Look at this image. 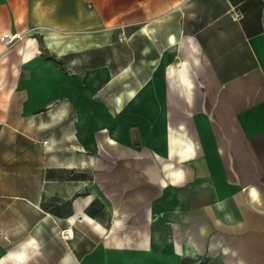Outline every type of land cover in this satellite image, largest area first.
Returning <instances> with one entry per match:
<instances>
[{"label":"crops","instance_id":"obj_1","mask_svg":"<svg viewBox=\"0 0 264 264\" xmlns=\"http://www.w3.org/2000/svg\"><path fill=\"white\" fill-rule=\"evenodd\" d=\"M42 9L66 31L42 27ZM24 25L56 57L104 58L65 80ZM0 31L16 76L3 124L18 111L52 158L0 161V264H43L45 218L75 236L68 264H264V0H0ZM47 32L76 49L58 56ZM5 35L18 41L8 52ZM44 170L85 190L64 217L42 209L57 182ZM12 203L34 208L32 223L20 211L11 223ZM77 221L99 240L78 245Z\"/></svg>","mask_w":264,"mask_h":264},{"label":"rangeland","instance_id":"obj_2","mask_svg":"<svg viewBox=\"0 0 264 264\" xmlns=\"http://www.w3.org/2000/svg\"><path fill=\"white\" fill-rule=\"evenodd\" d=\"M50 13L51 10L49 9H42L37 11V18L42 19V27L44 28H53L57 29L60 32H65L66 27H61L58 25H53L50 23ZM15 28V27H11ZM20 29H22L25 33L24 34H31L35 40L37 48L39 49L40 53L37 54L40 59L42 60H52L57 64V67L60 71L64 72V78L66 80V77L69 76L70 73H72V67L75 65L82 66L83 60L87 62V64H94L97 63L101 57L104 58V54H99L98 52H91L87 54L85 57L82 55H77L75 57L70 56H64V57H56L53 53L48 52L42 42V37L37 33V27L35 26H29L24 25L21 26ZM78 33L80 35H83V27L78 28ZM0 37H1V31H0ZM0 40V45H1ZM16 44H18V41H12L10 44H7V50L5 52L10 51ZM37 73H34V77L36 78ZM15 73H14V65L9 64L8 62H3V60L0 57V146L1 147H7L11 148V154L3 153L0 154V161L4 160L8 157H11L12 162H34L38 161L42 158L44 162H51L52 158L49 153L46 152L45 148L43 150V153H40L38 151H35L34 147H38L40 144L35 142L34 137V129L32 128V123L29 121H24V119L19 117L18 111L13 112L12 117H10L9 122L7 125L3 124V116L6 109V104L8 103L7 94H12L11 87L15 84ZM124 92V91H123ZM25 94H21V100L25 98ZM96 98H102L100 94L96 93ZM104 100V99H103ZM61 104L60 102L51 103L50 107L47 111L50 109H55ZM57 106V107H56ZM44 142H42L41 145H43ZM30 146L31 149H27L21 154L14 153L16 149L19 147H25ZM13 147L15 149H13ZM65 156V155H61ZM12 173H23V171H19L18 167H13L12 165ZM75 176L74 172H66V171H58L54 172L52 175L50 171L44 170V179L45 178H54L57 180V182H44V192H43V198L41 202L42 209L44 211L53 212L54 214H57L61 217H64L68 212L72 210V200L77 197H83L85 196V190H77L76 187L74 188L72 184H66L67 180L73 179ZM87 189V187L85 188ZM2 208V203L0 202V209ZM18 211L21 212L22 216L24 217V220H26L27 223H32L34 220V208H31L29 204H19V203H12L11 204V223L14 221L18 222ZM2 216L0 214V225L2 223ZM52 224L51 220L49 218H45L44 222L42 224V234H41V240L43 247L40 250L38 257L42 259L43 264H68V260H66L67 252V246H66V240L72 239L73 237H70L71 235H68L67 233L59 232L55 228L49 227ZM74 226L76 227V231L79 233L78 238H76V243L78 241V245H82L84 240L82 239L83 235L82 233L84 231L83 224L79 223L78 221L75 222ZM86 233V232H85ZM89 237H91L94 240H99L96 236H94L92 233L88 234ZM28 233L23 234H11V237L13 240H20L24 237L28 236ZM34 235V234H33ZM2 235H0L1 240ZM13 242V241H12ZM64 253V255H62ZM57 255L58 258H57ZM62 255V256H61ZM72 255H69L70 259ZM71 264H80L79 261L71 260Z\"/></svg>","mask_w":264,"mask_h":264},{"label":"bare ground","instance_id":"obj_3","mask_svg":"<svg viewBox=\"0 0 264 264\" xmlns=\"http://www.w3.org/2000/svg\"><path fill=\"white\" fill-rule=\"evenodd\" d=\"M16 37L18 38L20 37V35H17ZM2 40L4 43L10 44L13 38L12 36L5 35L3 36ZM45 45L50 51L55 52L58 56L65 55L71 49H76L75 43H73L72 40L66 41L63 37H60L57 33H52V32H47L45 34ZM26 55H30V54H26ZM41 87H42V92L44 94L50 92V88L47 87V85L44 82L41 83ZM65 233L71 235V229H68V231H66Z\"/></svg>","mask_w":264,"mask_h":264},{"label":"built area","instance_id":"obj_4","mask_svg":"<svg viewBox=\"0 0 264 264\" xmlns=\"http://www.w3.org/2000/svg\"><path fill=\"white\" fill-rule=\"evenodd\" d=\"M231 17H232V19H234V20H238V19H240L241 14H240L239 11H237V10H233V11L231 12Z\"/></svg>","mask_w":264,"mask_h":264},{"label":"water","instance_id":"obj_5","mask_svg":"<svg viewBox=\"0 0 264 264\" xmlns=\"http://www.w3.org/2000/svg\"><path fill=\"white\" fill-rule=\"evenodd\" d=\"M85 192V191H84Z\"/></svg>","mask_w":264,"mask_h":264}]
</instances>
